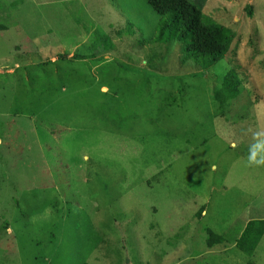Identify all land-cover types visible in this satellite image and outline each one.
Here are the masks:
<instances>
[{"label":"rangeland","instance_id":"1","mask_svg":"<svg viewBox=\"0 0 264 264\" xmlns=\"http://www.w3.org/2000/svg\"><path fill=\"white\" fill-rule=\"evenodd\" d=\"M213 7L230 100L146 0H0V264H264L207 245L264 217V0Z\"/></svg>","mask_w":264,"mask_h":264},{"label":"trees","instance_id":"2","mask_svg":"<svg viewBox=\"0 0 264 264\" xmlns=\"http://www.w3.org/2000/svg\"><path fill=\"white\" fill-rule=\"evenodd\" d=\"M146 1L159 16L157 23L153 24L151 28L154 35L153 42L167 44V46L173 43L179 44L185 58L193 61L199 67L200 70H197V72L209 70L214 66L218 68L219 64H223L225 68L221 66L223 71H220V77L223 81L222 96L223 98L225 96V99L228 98L227 100L237 97L240 93L236 92L243 83L242 76L234 62L230 66L224 64L225 58L237 38V33L214 17L219 12V8L217 10L213 7L211 11L208 8L209 12H205L203 7L206 0ZM249 9L251 11V8ZM119 33L117 32V34ZM161 59H165V56ZM183 77L180 78L181 83L178 84L179 89H182V91L189 87ZM140 91L143 95L147 89L143 88ZM218 94H215L214 98L221 101V96ZM174 99V97L171 98L175 102L173 104L169 101L170 97H166L167 106L178 105V102ZM262 103H264V97L254 101V105L259 109H257L258 113L264 108ZM117 200L118 198L114 199L115 202ZM107 201L106 203H111L113 199ZM201 213L202 209L197 214L201 215ZM206 233L208 234L207 245L209 247L227 242L228 244H234L246 254L252 255L264 236V217L248 220L239 232L233 236L232 241L226 239L224 233H216L210 227L206 228Z\"/></svg>","mask_w":264,"mask_h":264}]
</instances>
